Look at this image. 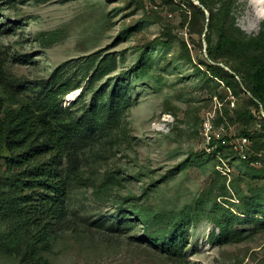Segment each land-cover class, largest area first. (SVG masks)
I'll list each match as a JSON object with an SVG mask.
<instances>
[{
	"label": "rangeland",
	"instance_id": "obj_1",
	"mask_svg": "<svg viewBox=\"0 0 264 264\" xmlns=\"http://www.w3.org/2000/svg\"><path fill=\"white\" fill-rule=\"evenodd\" d=\"M0 1V117L51 88L60 96L69 91L62 105L83 119L112 91L120 98L111 130H88L83 178L69 180L39 262L264 264V223L247 211L252 195L264 193V108L241 80L234 90L212 74L209 64L235 71L210 58L207 20L202 34L200 20L190 28V0ZM233 1L237 24L258 34L264 15L255 17L253 0ZM200 197L201 214L187 225L180 254L148 241L169 235ZM224 212L241 216L231 218L244 231L237 241L219 237L213 216ZM14 221L0 213V234L15 235L0 246V264H27L20 252L29 234Z\"/></svg>",
	"mask_w": 264,
	"mask_h": 264
},
{
	"label": "trees",
	"instance_id": "obj_2",
	"mask_svg": "<svg viewBox=\"0 0 264 264\" xmlns=\"http://www.w3.org/2000/svg\"><path fill=\"white\" fill-rule=\"evenodd\" d=\"M189 3L191 29L198 19L202 34L208 21L205 37L210 58L224 62L235 71L229 72L220 64H209L212 74L222 78L234 90L240 86L241 80L252 94L250 100L264 108V28L258 34L242 29L237 24L233 0H199V4L190 0ZM1 5L0 1V12ZM131 29L124 30L125 36L131 33ZM213 31L217 32L215 43ZM141 57H145L144 52ZM3 69L4 59L0 54V85L4 82ZM68 92L61 93V96ZM61 96L52 88L43 90L37 102L23 103L0 117V158L6 165L5 170L0 171V213L15 219V228L28 232L29 237L20 252L22 261L27 264H42L39 262L41 252L50 243V227L57 210L65 205L69 180L83 178L79 172L81 145L88 137L90 126H108L111 130L118 120L116 106H119L120 98L114 91L108 102L92 104L87 110L88 119L77 118L71 112V104L62 105ZM1 106L0 102V113ZM242 133L253 137L246 130ZM3 149L8 153L4 154ZM64 162L66 176L63 174L65 167H60ZM250 200L247 206L249 217L264 223V193L252 195ZM203 201L200 197L195 204L187 205L174 221L169 235L154 233L148 236V241L157 249L180 254L186 227L201 214ZM232 217L241 218L233 212L213 216L220 227L219 237L225 241H237L244 233L231 226ZM12 232L0 234V246L11 245L10 239L15 237Z\"/></svg>",
	"mask_w": 264,
	"mask_h": 264
},
{
	"label": "bare ground",
	"instance_id": "obj_3",
	"mask_svg": "<svg viewBox=\"0 0 264 264\" xmlns=\"http://www.w3.org/2000/svg\"><path fill=\"white\" fill-rule=\"evenodd\" d=\"M254 4V15L256 18H260L264 15V10L261 9V5H264V0H253ZM75 94H71V97L69 99L74 98Z\"/></svg>",
	"mask_w": 264,
	"mask_h": 264
},
{
	"label": "built area",
	"instance_id": "obj_4",
	"mask_svg": "<svg viewBox=\"0 0 264 264\" xmlns=\"http://www.w3.org/2000/svg\"><path fill=\"white\" fill-rule=\"evenodd\" d=\"M208 129H210V127H208ZM248 137L247 136H245L242 140H241V148H242V145L243 144H246L247 142H248ZM245 155V154H244Z\"/></svg>",
	"mask_w": 264,
	"mask_h": 264
}]
</instances>
